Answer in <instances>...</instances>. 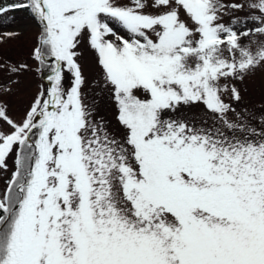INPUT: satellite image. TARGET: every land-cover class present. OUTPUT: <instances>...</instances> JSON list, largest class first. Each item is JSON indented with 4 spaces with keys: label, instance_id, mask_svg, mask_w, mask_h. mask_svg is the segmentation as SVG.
<instances>
[{
    "label": "snow or ice",
    "instance_id": "obj_1",
    "mask_svg": "<svg viewBox=\"0 0 264 264\" xmlns=\"http://www.w3.org/2000/svg\"><path fill=\"white\" fill-rule=\"evenodd\" d=\"M18 10L36 32L25 58L0 49V264H264V100L258 122L244 103L264 97V0L0 18Z\"/></svg>",
    "mask_w": 264,
    "mask_h": 264
},
{
    "label": "rangeland",
    "instance_id": "obj_2",
    "mask_svg": "<svg viewBox=\"0 0 264 264\" xmlns=\"http://www.w3.org/2000/svg\"><path fill=\"white\" fill-rule=\"evenodd\" d=\"M9 2L10 0H0V4H7ZM5 32H20L22 35L16 39H9L6 43L0 42V49L13 59L27 57L36 32L35 27L28 20L27 13L18 10L9 12L6 17L0 18V33ZM37 82L35 74L30 75L26 79L25 86L29 89V95L34 91ZM262 100H264V97H262L258 87L254 91L250 90L249 93L245 94L244 103L252 112L257 114V122L259 121ZM10 102L13 105L14 114L18 115L22 104L16 97L10 98Z\"/></svg>",
    "mask_w": 264,
    "mask_h": 264
}]
</instances>
